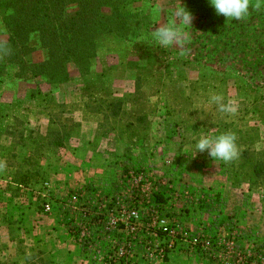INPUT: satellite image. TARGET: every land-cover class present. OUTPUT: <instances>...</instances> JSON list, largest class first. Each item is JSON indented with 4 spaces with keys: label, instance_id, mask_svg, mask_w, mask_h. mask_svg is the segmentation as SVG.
Returning <instances> with one entry per match:
<instances>
[{
    "label": "rangeland",
    "instance_id": "374dc122",
    "mask_svg": "<svg viewBox=\"0 0 264 264\" xmlns=\"http://www.w3.org/2000/svg\"><path fill=\"white\" fill-rule=\"evenodd\" d=\"M188 2L138 1L141 36L110 37L88 75L0 84L1 243L19 242L5 263L109 264L129 245L133 264H264V6L235 21ZM180 4L194 17L184 56L151 36ZM228 130L238 159L196 154L202 133Z\"/></svg>",
    "mask_w": 264,
    "mask_h": 264
},
{
    "label": "trees",
    "instance_id": "16d2710c",
    "mask_svg": "<svg viewBox=\"0 0 264 264\" xmlns=\"http://www.w3.org/2000/svg\"><path fill=\"white\" fill-rule=\"evenodd\" d=\"M140 0H0V21L11 54L0 59V84L10 80L42 78L49 85L71 80V67L88 75L98 52L110 37L120 43L141 36L144 23ZM192 9L208 7L209 0H189ZM198 11V10H197ZM37 35L40 49L47 53L32 63L35 52L30 41Z\"/></svg>",
    "mask_w": 264,
    "mask_h": 264
},
{
    "label": "clouds",
    "instance_id": "9594fccd",
    "mask_svg": "<svg viewBox=\"0 0 264 264\" xmlns=\"http://www.w3.org/2000/svg\"><path fill=\"white\" fill-rule=\"evenodd\" d=\"M217 15H222L227 20H244L251 10L259 11L264 6V0H209ZM194 17L186 7L180 4L173 12V19L167 23L156 25L151 36L156 45L168 49L177 47L181 49L180 55L187 54L186 44L189 42V34L185 28L192 26ZM11 47L6 42H0V59L11 54ZM209 103L217 106L218 111L235 115L237 112L238 101L233 98H225L222 94L215 92L209 93ZM237 135L228 130L218 136L212 134H201L195 144L196 154L207 153L213 160L223 161L230 164L239 158L240 149L237 144ZM6 164L0 161V170H3Z\"/></svg>",
    "mask_w": 264,
    "mask_h": 264
},
{
    "label": "built area",
    "instance_id": "2783aa9c",
    "mask_svg": "<svg viewBox=\"0 0 264 264\" xmlns=\"http://www.w3.org/2000/svg\"><path fill=\"white\" fill-rule=\"evenodd\" d=\"M45 187L49 188L50 185L49 183L45 184ZM52 211V208L50 205H47L45 207V213H50ZM139 212L136 210H131L130 212V216L132 219H138L139 218ZM183 241V239H182ZM197 239H195L192 244L197 245ZM144 257H145V249H144ZM132 254H131V246L127 245L125 248V251L122 252H118L115 256H113L109 262V264H133L132 260H131ZM160 259H166L168 257V253L167 252H162L159 254Z\"/></svg>",
    "mask_w": 264,
    "mask_h": 264
},
{
    "label": "crops",
    "instance_id": "0c3cea01",
    "mask_svg": "<svg viewBox=\"0 0 264 264\" xmlns=\"http://www.w3.org/2000/svg\"><path fill=\"white\" fill-rule=\"evenodd\" d=\"M1 232H3V231L1 230ZM1 232H0V262H1V264H8V263H5V261L10 259V257H9L10 252H13L12 249H13L14 245L19 244V242H15L13 239H9L8 241L5 240L6 242L1 243V242H3V239H2L3 235L1 234ZM21 256L19 254V257H21V258H18V259H23V260H21L22 263L17 258H14V259H12L13 263H11V264H16L14 262H19V264H26V261L28 260L27 255L24 256L21 254Z\"/></svg>",
    "mask_w": 264,
    "mask_h": 264
}]
</instances>
